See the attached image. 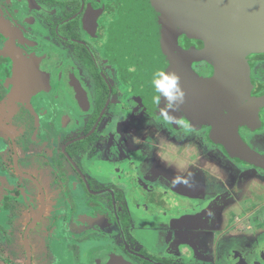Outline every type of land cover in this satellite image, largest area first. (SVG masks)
Instances as JSON below:
<instances>
[{"label":"flooded vegetation","instance_id":"obj_1","mask_svg":"<svg viewBox=\"0 0 264 264\" xmlns=\"http://www.w3.org/2000/svg\"><path fill=\"white\" fill-rule=\"evenodd\" d=\"M136 2L0 0V202L10 197L11 237L16 223L22 226L21 264L26 262L25 229L41 205L35 225L46 217L50 204L56 209L48 218V240L37 238L46 252L53 222L80 215L77 206L88 207L83 216L94 224L117 229L119 245L106 251L126 264H235L233 255L225 261L223 253L244 250L233 249L237 246H229L228 240L252 213L240 220L234 209L222 208L221 198L226 195L227 205L236 207L239 200L231 193L239 183L235 175L259 176L264 170L236 155L224 164L223 156L231 154L214 142L215 122H193L173 112H168L173 119L165 121L154 104L144 101L127 71L130 49L124 38ZM197 42L178 38L184 50L199 48ZM245 60L250 91L234 110L264 96V54ZM191 69L202 78L215 75L205 61L193 62ZM255 112V121L237 129L248 147V140L264 137V105ZM218 200L222 202L204 212L209 201ZM134 220L153 229L151 248L138 241L136 233L142 229ZM254 222L264 227V219ZM66 235L72 243L65 252L78 264L70 247L78 250L92 238ZM81 238L85 240L79 242ZM247 247L250 252L260 248ZM242 257L244 264L248 259L264 264Z\"/></svg>","mask_w":264,"mask_h":264},{"label":"water","instance_id":"obj_2","mask_svg":"<svg viewBox=\"0 0 264 264\" xmlns=\"http://www.w3.org/2000/svg\"><path fill=\"white\" fill-rule=\"evenodd\" d=\"M125 24L124 38L130 49L127 71L144 101L154 104L153 97L159 94L152 85L157 71L175 73L184 98L183 103H177L175 110L168 112L193 122H215L216 144L243 162L264 170V155L249 148L237 134L238 127L255 121V110L264 105V96L234 110L248 98L250 91L245 58L264 54V0H139ZM180 36L200 41L202 47L184 50L178 45ZM200 61L215 68L213 77L202 78L191 69L193 62ZM154 105L161 111L165 100L162 97L160 104ZM42 211L43 205L23 235L25 264L31 263L27 234ZM96 214L99 220L98 210ZM96 263L126 264L112 251L99 255ZM0 264L5 262L0 260Z\"/></svg>","mask_w":264,"mask_h":264},{"label":"rangeland","instance_id":"obj_3","mask_svg":"<svg viewBox=\"0 0 264 264\" xmlns=\"http://www.w3.org/2000/svg\"><path fill=\"white\" fill-rule=\"evenodd\" d=\"M2 123V122H1ZM264 136V132L262 133ZM254 139V138H252ZM249 147L253 150L264 153V137L260 141H249L247 142ZM261 149V150H260ZM222 158V156L220 157ZM236 158L234 155H224L223 161L224 164L226 159ZM231 163L225 166V170L230 169ZM234 165V164H233ZM238 168H245L242 163H237ZM236 180L239 182L236 185L235 191H231L233 194L232 197L239 200L236 204L237 206H232V203L227 205L226 195H224L222 199H224V203L222 208L225 209H234V214L240 220L245 218V214L252 213V217L248 221H240V225L238 227V231L233 232L239 233L233 239H229V246H237L233 247V249L238 250L240 248L244 249L243 251L238 250V252H233L234 250H230L232 253H223V259L230 260L232 255L235 260V264H244V258L247 255V258L254 257V262H262L264 263V227H257L254 219L261 218L264 219V173H261L257 176L254 173H242L239 175H235ZM246 180V182L244 181ZM242 188V189H241ZM238 192V194H237ZM249 201H243L244 199H248ZM222 201H209L208 205L204 207V212L209 213L212 208L215 207V204H220ZM211 204V205H210ZM240 204V205H239ZM239 205V206H238ZM56 207L53 205H48L46 208V217L34 226L28 236V241L33 247V255H34V263L33 264H74L71 258V254L67 255L65 245L72 243V240L68 238L66 232H71L73 234H84L83 236H89L92 238L90 242L81 243L78 245L79 252V261L78 264H97V257L106 251V248L109 246L115 247L119 245V237L117 233V229L114 226H111V230L108 227H105V223H96L94 224L88 217L83 216V214L88 213V207L85 206H77L74 207L76 214H70L64 221L62 218L64 216L59 217L57 220L53 222L50 228L49 233V250L46 252L44 250V245L41 244L40 241L37 240H48L46 234V228L50 225L52 219H48L49 216L53 213ZM132 210H129V212ZM216 212L213 211L212 214ZM240 215L237 216V214ZM65 214H68L66 212ZM32 217V214L28 218ZM6 219V214H0V224H4ZM136 219V217L134 218ZM134 222H136L134 220ZM137 223V222H136ZM135 224L137 229H142L137 231L136 236L138 241L140 240L144 244L147 245L148 248H151L153 244L155 245V238L152 235L153 229L151 230L150 225L147 228H142V224ZM7 234H2L0 232V258L5 259L8 264H21L23 261V254L20 248V239L22 233V226L20 223H16L14 237H11L10 228L6 226ZM106 232H110L109 235ZM56 241H62L63 245L61 246ZM227 241L224 243L226 244ZM254 245L260 247L257 251L253 250L250 252V248L247 246ZM62 247V249H61ZM232 248V247H231ZM230 249V247H229ZM228 249V251H229ZM257 249V248H256ZM45 253H47V257L45 259ZM95 254V256H94ZM94 256V258H93ZM225 260V261H226ZM211 263L210 261L208 262ZM248 264H252L253 260L247 261Z\"/></svg>","mask_w":264,"mask_h":264},{"label":"clouds","instance_id":"obj_4","mask_svg":"<svg viewBox=\"0 0 264 264\" xmlns=\"http://www.w3.org/2000/svg\"><path fill=\"white\" fill-rule=\"evenodd\" d=\"M152 85L159 93L153 97V103L159 105L163 97L165 108L161 109V114L165 121L170 122L173 118L168 115V110H175L177 103H183L184 92L180 87L179 77L175 73L157 71L153 76ZM176 182H180L179 178Z\"/></svg>","mask_w":264,"mask_h":264},{"label":"trees","instance_id":"obj_5","mask_svg":"<svg viewBox=\"0 0 264 264\" xmlns=\"http://www.w3.org/2000/svg\"><path fill=\"white\" fill-rule=\"evenodd\" d=\"M186 39V38H185ZM199 44V48H201L202 44L200 41L197 42ZM199 48H196V49H199ZM10 199L9 196H7L6 198H4L1 202H0V214H4L6 213V219L4 221V224H0V232L2 234H7V229H6V226L9 227L11 229V204L8 203V200ZM119 228H120V225H119ZM121 228L124 230L125 229V226L124 225H121ZM11 232V230H10ZM85 239H78L79 242H82L84 241ZM70 251L73 253V256H74V261L77 263L78 262V250L75 248V247H70ZM2 261L5 262V264H8V262L3 259V258H0Z\"/></svg>","mask_w":264,"mask_h":264}]
</instances>
